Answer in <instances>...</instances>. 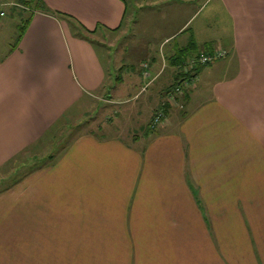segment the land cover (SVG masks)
<instances>
[{
  "label": "crops",
  "instance_id": "crops-1",
  "mask_svg": "<svg viewBox=\"0 0 264 264\" xmlns=\"http://www.w3.org/2000/svg\"><path fill=\"white\" fill-rule=\"evenodd\" d=\"M157 1L186 20L113 85L97 46L54 12L95 36L117 33L127 0H44L50 12L35 11L0 61L1 167L89 97L112 92L124 104L150 87V123L175 83L173 55L228 52L185 86L194 92L177 104L193 105L182 117L173 107L151 134L80 135L0 192V264H264V0H147L138 10Z\"/></svg>",
  "mask_w": 264,
  "mask_h": 264
},
{
  "label": "rangeland",
  "instance_id": "rangeland-1",
  "mask_svg": "<svg viewBox=\"0 0 264 264\" xmlns=\"http://www.w3.org/2000/svg\"><path fill=\"white\" fill-rule=\"evenodd\" d=\"M17 1L18 0H0V11L5 13L4 16H0V58L5 57L12 44L15 43L19 34V27L22 25V21L20 20L21 17L17 15L18 13L14 14L12 8L18 7L20 10L24 9L21 12L23 18L29 16V11L23 8V6H18ZM127 2L129 6L128 14L122 29L117 33H98L97 36L92 37L106 68L109 70L113 69L115 72V74L113 72V75H111L112 79L109 80L108 85H113L115 83V78L120 75L122 70L138 72L141 68V62L144 60L149 62L146 53L149 50L150 53L154 50L155 52H162L165 47V45L161 46V43H159L162 37H165L168 32L174 31L176 26L182 24L186 20V15L182 13V15H180L181 18L176 16L177 14L175 13H172L174 16L167 17L165 7L168 6L162 1L154 2L153 5H155V8L152 10L147 7L138 10L142 2H147V0H127ZM208 11L209 10H207L204 15H206ZM151 14H153V16H150ZM149 17H152L151 20H149ZM150 21L153 25H150ZM147 23L153 29L155 25L157 29L158 26L161 25L167 28L162 29V33H158L155 29L149 31ZM183 39L185 38H182V40ZM180 41L181 39H178V41H172L171 44L179 43ZM199 48L198 45L192 52L195 54L200 53L201 49ZM107 56L110 60L109 58L107 59ZM186 57L187 59L190 58L188 56ZM206 68L207 67L201 68L200 73ZM126 81L129 82L126 88L134 83V80H130V77H128ZM140 85L136 86H139L141 90ZM149 88L147 89L148 91H132L133 94L136 93L138 95L134 94L135 96L133 99L130 96L128 102L124 104L117 101L118 104H116L114 99L115 93L113 95L112 92H108L102 95L103 97H89L80 104L74 105L71 111L69 110L70 112L67 119L63 121L59 120L56 125L44 135L43 141L41 140L42 142L40 144L37 142L35 146L33 145V152L25 154L20 158L14 156L17 160H15L12 165H6L8 161L0 167V190L7 188V186L19 179L27 171L38 168L32 165V163H36L35 156L40 158L41 163L50 155H55L57 157L60 154L58 152L61 147L69 146V144L80 135L95 133L98 136H108L112 135L114 132L123 133L124 135H128L127 133L130 135H140L139 128L141 126H145V128L143 127V132H145V129H147L150 124L147 121L151 113V107L147 104L145 99L150 95H154L152 94L153 92L149 91ZM183 89L184 93L191 94L194 92V88L189 89L183 87ZM127 94L128 91L123 90L120 95L124 97V95ZM176 95L179 100L184 96ZM152 104H155L154 100ZM192 105L181 108V105L172 103L171 109L173 110V107H176L174 113L176 110L178 112V117H182L181 114L189 112L192 109ZM137 111H139V115L136 116ZM26 155L28 157H26ZM18 183L19 182H17V184Z\"/></svg>",
  "mask_w": 264,
  "mask_h": 264
},
{
  "label": "trees",
  "instance_id": "trees-1",
  "mask_svg": "<svg viewBox=\"0 0 264 264\" xmlns=\"http://www.w3.org/2000/svg\"><path fill=\"white\" fill-rule=\"evenodd\" d=\"M124 1H125V0H124ZM17 5H18V6H23V8L27 9V10L29 11V16H28L27 18H25V17L23 18L21 12H22L24 9L20 10L18 7H14V8H12V12H13L14 14L18 13L17 15H18L19 17H21L20 20L22 21V23H21L22 25L19 27V34H18V37H17L15 43L12 44V46H11L9 52L6 54L5 57L9 56V54H11V53L17 48V46L19 45V43L21 42L23 36L25 35V33H26V31H27V29H28V27H29V25H30V22H31V20H32V17H33V15H34L35 11L50 12V10L46 7L44 0H18V1H17ZM1 14H2V11H0V16H2ZM54 15L57 16V17L60 18V19L66 20V21L70 24L74 36H76L77 38L83 39V40H87V41H89L92 45L95 46V42H94V40L92 39V37L95 36V34H96L97 31H90V30H88V29H87L82 23H80L77 19H75L74 17H72V16H70V15H67V14H65V13H61V12L55 11V12H54ZM190 46H191L192 48L196 47V43H195V41H194L193 39L190 40ZM206 48H207V47H206ZM214 52H215V51H214ZM214 52H213V51L210 52V51H207V50H206V51H203V53H201V54H200V53L195 54L194 52H189V49L187 48V49H181V50H179V51L177 52V54L173 55V56L170 58V61L172 62V64L174 63V64L178 65L179 67H178V69H177V71H176V73H177L176 75H177V76H176V78H175V83H174V85L171 87L172 89H171L168 93H172V92H174V90H175L176 88H178V87H182L183 84H184L185 82H187L188 80H189V81L192 80L189 76L184 75V73L182 72V66H183V64L188 60L186 56L190 57L191 55H193V57H196V56H200V55H202V54H212V53H214ZM179 53H180V54H179ZM5 57H3L2 59H0V61L3 60ZM191 57H192V56H191ZM191 57H190V58H191ZM190 58H189V59H190ZM207 66H209V65H207ZM207 66H202V67H200V68L197 70L196 76H197V74H198V72H199V70H200L201 68H203V67H207ZM116 81H119V77L115 79V82H116ZM168 93H167V95H168ZM176 98H177V97H176ZM177 100H178V98H177ZM180 105H181V104H180ZM72 108H73V107H72ZM72 108H71V109H72ZM160 108H163L164 113H165V116H166L167 114H169L170 109L172 108V104H171L170 102L166 101V102H164V103L161 105ZM71 109H70V111H71ZM159 110H160V109H159ZM159 110H158V109L156 110V113H155V115H154L152 121L150 122L149 126H148L147 129L145 130V133H147V134H151V133L155 132L156 127H157L158 125H155V123H154V119H155V116L157 115V112H158ZM70 111H67V112L62 116V118H61L60 120L63 121V120H65V119H67V117H68ZM94 134H95V133H94ZM42 141H43V139H42ZM42 141L38 142V144H40ZM36 144H37V143H36ZM34 146H35V144H34ZM34 146L32 145V146L28 147L26 150L20 152V153L17 154L16 156L20 158V157L24 156L25 154H30L31 152H33L32 149L34 148ZM67 147H68V146L61 147V148H60V151H59L58 153H62ZM26 157H28V156L26 155ZM55 157H56L55 155H53V156L50 155L49 157H47V158L43 161V163H41V162H40V158L35 156L34 158H35V160H36V163H32V165L35 166V167H39L40 165H43V166H44V165L50 163ZM15 160H17V158L13 157V158H12V159H11L6 165H8V164H11V165H12V164L15 162ZM36 164H37V166H36ZM34 169H35V168H34ZM34 169H33V170H29V171H27L23 176H21L19 179H17V180L14 181L13 183H11L9 186H7V188H3V189H1L0 192H3L4 190H7V189L11 188L12 186L16 185L17 182H20L21 180H23L24 178H26L28 175H30V174L34 171ZM36 169H37V168H36Z\"/></svg>",
  "mask_w": 264,
  "mask_h": 264
},
{
  "label": "built area",
  "instance_id": "built-area-1",
  "mask_svg": "<svg viewBox=\"0 0 264 264\" xmlns=\"http://www.w3.org/2000/svg\"><path fill=\"white\" fill-rule=\"evenodd\" d=\"M1 15L4 16L5 13L2 12ZM227 55H228V52L226 50H216L212 54H202L200 56L191 57L190 59H188L183 64L182 72L184 73V75H187L192 80H194V78L196 77L197 70L200 67L214 64L218 60H221V59L225 58ZM144 77L145 78H150L151 77V75H150V73L148 71V66L147 65L144 66ZM192 80H190V81H192ZM184 84L185 85H183L182 87L176 88L174 90V92L168 93L166 101L170 102L171 104L173 103V104L176 105L177 102H178V100H177L178 96L176 94H178L180 96H182L184 94L183 87L189 85V80L187 82H185ZM177 105H179V103ZM165 117L166 116H165L164 110L162 108V109H160L157 112V115L155 116V119H154L155 125H159L165 119Z\"/></svg>",
  "mask_w": 264,
  "mask_h": 264
}]
</instances>
